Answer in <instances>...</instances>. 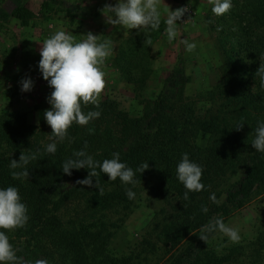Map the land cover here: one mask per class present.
Masks as SVG:
<instances>
[{
	"label": "trees",
	"instance_id": "trees-1",
	"mask_svg": "<svg viewBox=\"0 0 264 264\" xmlns=\"http://www.w3.org/2000/svg\"><path fill=\"white\" fill-rule=\"evenodd\" d=\"M257 1L259 6L249 11L248 25L239 27L242 37L251 29L250 39L236 42L229 38L233 31L218 30L220 43L228 45L223 49L225 77L210 96L212 101L222 100L223 119L215 115L205 122L197 117L193 103L183 96L181 61L139 117L130 118L108 99L100 101L99 108L89 104L83 111H100V117L86 126L73 123L62 142L54 141L51 128L39 131L26 115L0 109V189L16 187L29 216L24 228L0 229L19 249L17 255L32 261L43 258L49 264H133L137 259L141 264L156 250L161 255L153 264H241L239 247L217 253L202 248L194 251L193 246L180 251L179 246L211 219L224 220L264 192V153L251 146L253 132L264 122L255 114L264 110V84L256 75L260 64L256 55L264 56V0ZM12 17L25 23L33 14L19 6ZM239 124L243 127L237 131ZM201 132L208 134L204 147L197 142ZM52 142L57 151L48 154L45 148ZM77 151H85L98 162L119 152L120 161L133 170L144 162L149 168L136 173L134 185L119 178L110 181L100 172L101 195L95 187L76 183L88 176V169H72L70 176L63 173L62 164L77 159ZM21 152L34 154L36 159L25 166L28 178L14 179L11 173L23 169H11L10 161H19ZM185 153L202 166L205 186L202 191L189 192L188 200H184L186 189L176 174ZM126 189L135 193L134 199L127 197ZM212 194L219 203L210 199ZM136 199L158 205L148 236L158 247L145 239L138 255L120 256L109 245L112 230L122 226ZM205 207L207 212L202 210ZM110 216L117 219L112 222Z\"/></svg>",
	"mask_w": 264,
	"mask_h": 264
},
{
	"label": "rangeland",
	"instance_id": "rangeland-1",
	"mask_svg": "<svg viewBox=\"0 0 264 264\" xmlns=\"http://www.w3.org/2000/svg\"><path fill=\"white\" fill-rule=\"evenodd\" d=\"M117 2L118 0H0V109L24 114L28 123L39 131L48 132L50 126L43 114L51 107L47 97L53 89L39 71L41 44L60 30L72 35L77 42L84 40L85 34L91 31L99 35L98 42L107 40L112 44V54L102 66L106 73V87L101 93L100 101L111 100L130 118H137L145 106L160 93L168 74L181 61L183 96L193 103L197 117L205 122L215 115L223 119V111L219 109L222 100L215 98L212 101L210 96L216 92V86L225 77L223 49H227L228 45L220 43L222 37L218 30L225 29L226 34L233 31L229 38L244 43L252 37L251 29L242 37L243 32L239 27L248 25L249 11H252V6L258 7L260 2L231 0V10L222 16H216L211 11L209 0H164L170 10L180 7L189 9L182 21L177 22L178 36L171 42L165 34L168 14L166 5L162 3L159 8L161 25L158 30H126L108 24L99 11L105 4L114 5ZM19 6L30 11L33 18L25 23L13 18L12 13ZM181 39L195 43V50L187 52L180 43ZM21 41L24 44L22 59L19 46ZM237 50L241 57H245L243 49L238 47ZM256 56L260 63L263 62V54ZM24 78H31L33 81L31 91H21L20 81ZM255 114L259 116V120H264V110ZM254 135L255 132L252 136ZM207 141L208 134L201 132L198 144L204 147ZM158 209L156 203L136 199L122 226L112 230L110 248L120 256L138 255L139 249L143 248L141 243L146 239L157 249L158 244L148 236L152 235L154 213ZM116 219V216H110L112 222ZM223 221L229 227L238 229L241 237L238 243L231 242L219 231L209 233V239L205 243L199 238V230L189 235L180 244L179 250L193 246L194 251L202 248L224 253L231 247H239L242 253L241 264H264V192ZM160 252L155 250L141 264H153L155 257L158 259L161 255ZM188 257L189 255L185 258ZM133 264H138V259Z\"/></svg>",
	"mask_w": 264,
	"mask_h": 264
},
{
	"label": "clouds",
	"instance_id": "clouds-1",
	"mask_svg": "<svg viewBox=\"0 0 264 264\" xmlns=\"http://www.w3.org/2000/svg\"><path fill=\"white\" fill-rule=\"evenodd\" d=\"M164 0H118L116 4H105L99 9L106 18L108 24L119 26L126 30L150 29L158 30L161 25L160 5ZM212 5L211 11L216 16L228 13L232 8L231 0H209ZM165 21V34L171 42L178 36L177 22L182 21V17L189 11L188 7H180L170 10ZM86 38L76 42L74 37L63 30L57 31L49 38H46L40 47V57L38 67L42 77L53 89L47 97L50 108L44 111V119L51 128V135L55 140L64 141L68 136V130L76 123L81 126L88 125L91 121L98 119L100 111H83V106L89 104L96 108L100 106V96L106 87L105 75L102 66L106 59L112 54L111 41H99V35L87 32ZM151 43V41H148ZM180 43L185 46L187 52H192L196 48L195 43H190L187 39H181ZM264 61V58H262ZM256 75L260 77L264 84V62L260 63L256 70ZM21 91L32 90L33 81L31 78H24L20 81ZM243 124H239L235 130L240 131ZM94 129H89L92 133ZM251 146L258 152L264 153V122L258 124L255 129V137ZM45 151L48 154H55L57 151L56 142L47 144ZM77 159H68L62 164L64 174L71 175L72 169H88V176L82 180H77L79 185L95 187L102 195L104 189L97 179L100 172L106 174L110 181L117 178L124 184H135L134 179L137 172L140 174L149 168L148 162L142 163L133 170L126 163L120 161V153L114 152L111 159L98 162L85 151L74 153ZM34 154L21 152L19 161L12 159L9 167L11 169L22 168V171L11 173L14 179L28 178L29 172L26 165L31 160H35ZM99 168V172L97 171ZM203 168L191 161L187 153L182 155L181 161L176 168L177 179L181 182L186 191L184 200L189 199V192H199L204 190L201 183ZM95 177V183H93ZM129 199L135 198V193L131 189H126ZM214 203H219L215 194L210 196ZM207 212L205 207L202 209ZM27 206L22 202L19 191L14 186L0 189V229L14 231L24 228L29 220ZM219 231L223 233L233 243H238L241 239L236 228L229 227L223 218L217 217L204 225L200 230L199 238L205 243L209 239V233ZM19 249L10 243L6 231H0V264H49L46 259L27 260L17 255Z\"/></svg>",
	"mask_w": 264,
	"mask_h": 264
},
{
	"label": "crops",
	"instance_id": "crops-1",
	"mask_svg": "<svg viewBox=\"0 0 264 264\" xmlns=\"http://www.w3.org/2000/svg\"><path fill=\"white\" fill-rule=\"evenodd\" d=\"M77 42V41H76ZM19 46H21V53H20V56H21V59L23 58V53H24V44H23V41H21V43L19 44ZM8 55H10V53H8ZM13 55V53H12Z\"/></svg>",
	"mask_w": 264,
	"mask_h": 264
}]
</instances>
